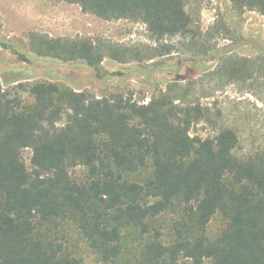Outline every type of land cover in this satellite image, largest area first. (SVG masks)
I'll return each mask as SVG.
<instances>
[{
    "label": "trees",
    "instance_id": "1",
    "mask_svg": "<svg viewBox=\"0 0 264 264\" xmlns=\"http://www.w3.org/2000/svg\"><path fill=\"white\" fill-rule=\"evenodd\" d=\"M63 1L143 22L157 41L196 32L189 0ZM231 2L264 15V0ZM0 46L17 50L1 36ZM29 52L98 72L104 61L90 38L33 33ZM14 88L0 82V264H81L72 231L102 264H264V148L241 154L235 129L169 95L139 103L54 81ZM204 121L214 136L192 133Z\"/></svg>",
    "mask_w": 264,
    "mask_h": 264
},
{
    "label": "rangeland",
    "instance_id": "2",
    "mask_svg": "<svg viewBox=\"0 0 264 264\" xmlns=\"http://www.w3.org/2000/svg\"><path fill=\"white\" fill-rule=\"evenodd\" d=\"M187 10L195 34L157 41L143 22L106 20L84 12L79 4L0 0V36L19 52L0 46V82L14 91L20 82L54 81L94 97L120 94L139 103L169 95L181 104L201 105L218 124L235 129L241 154L264 148V15L239 10L231 0H189ZM33 33L90 38L104 54L100 71L82 61L62 62L29 52ZM218 129L204 121L192 133L214 136ZM32 155V149L23 150L29 170ZM73 173L86 175L81 167ZM221 223L219 216L212 221L211 235L218 233ZM72 237L81 264H102L76 231ZM181 264L194 263L181 258Z\"/></svg>",
    "mask_w": 264,
    "mask_h": 264
}]
</instances>
